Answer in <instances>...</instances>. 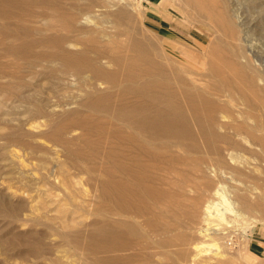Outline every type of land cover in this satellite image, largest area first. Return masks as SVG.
I'll return each mask as SVG.
<instances>
[{
	"label": "bare ground",
	"instance_id": "obj_1",
	"mask_svg": "<svg viewBox=\"0 0 264 264\" xmlns=\"http://www.w3.org/2000/svg\"><path fill=\"white\" fill-rule=\"evenodd\" d=\"M234 1L237 34L220 28L236 49L204 62L218 44L202 41L193 62L139 36L131 0H0V109L16 100L25 122L46 119L39 136L64 151L48 174L68 189L73 169L98 190L89 227L62 237L84 264H234L225 230L250 211L264 226V167L251 161L264 165V63ZM53 97L77 107L52 117ZM25 122L0 136L20 142Z\"/></svg>",
	"mask_w": 264,
	"mask_h": 264
},
{
	"label": "rangeland",
	"instance_id": "obj_2",
	"mask_svg": "<svg viewBox=\"0 0 264 264\" xmlns=\"http://www.w3.org/2000/svg\"><path fill=\"white\" fill-rule=\"evenodd\" d=\"M231 1L204 0L203 14L192 0H131L130 11L136 24L142 27V31H138L139 36L152 40L160 37L167 45L186 51L190 56L188 58L193 62L196 59L199 62L203 60L198 58L202 56V41L208 49L210 39L213 38L218 44L217 51L207 50L204 56L206 62L218 55H229L236 49L238 41L231 39L232 35H229L228 29L225 31L220 28V22H223L230 25L229 28L234 29L237 34L236 25L227 16ZM222 2L227 4L222 7ZM234 2L238 7V14H241L242 21L246 23L248 38L253 43L254 50L260 52V59L264 63V0ZM171 50L175 56H181L175 49ZM65 95L68 97L69 93L66 92ZM2 98L3 93L0 95V99ZM11 102H15L14 105ZM58 103L57 98L53 97L48 107L52 117L77 107V104L63 106ZM0 115L4 118L0 124V135L15 129L19 125V119L25 122L26 118L23 104L16 100H8L6 106L0 109ZM35 121L20 125V142L0 136V264H71L73 259L76 261L72 264H84L88 260L83 258L81 251L78 249V253L72 244H68V240H63L62 243V237L67 231L72 233L89 227L87 224L95 218L98 190L94 186L83 185L86 175H76L73 169H70L68 174L65 173V176L71 177L72 181L80 178L82 180L80 179L81 183L72 182L68 189L48 174L51 169L56 168V160H63L64 151L39 136L41 131L49 130L48 121L44 118ZM78 132L79 130H76L74 135L70 136L74 137ZM22 140L30 143V146L22 145ZM251 161L259 166L256 175L260 176L263 163L256 159ZM62 168L66 169V166L63 165ZM227 184L231 189L237 186L234 181ZM187 189L186 187L185 190ZM65 190L72 192L73 197L70 198ZM189 195H193V192ZM257 212L250 211L251 217L248 213L246 222L241 221L239 225L235 224V227L225 230L226 233L229 232L227 253L231 256L240 253L237 258L232 256L234 264H264V226L261 223H252L250 219L253 218L252 215L262 216L261 212L260 215Z\"/></svg>",
	"mask_w": 264,
	"mask_h": 264
}]
</instances>
